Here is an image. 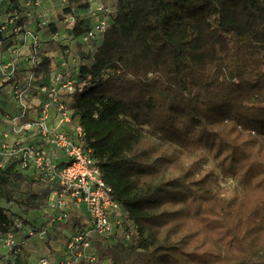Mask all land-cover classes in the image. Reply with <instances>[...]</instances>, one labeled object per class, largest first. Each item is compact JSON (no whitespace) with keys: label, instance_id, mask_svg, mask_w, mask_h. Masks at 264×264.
Segmentation results:
<instances>
[{"label":"trees","instance_id":"obj_1","mask_svg":"<svg viewBox=\"0 0 264 264\" xmlns=\"http://www.w3.org/2000/svg\"><path fill=\"white\" fill-rule=\"evenodd\" d=\"M11 1L19 10L0 20V55L19 38L14 28L23 35L25 10L34 11L40 63H17L20 76L32 72L42 83L65 71L78 80L70 108L123 209L129 239L97 243L99 260L264 264V0H114L113 11L99 5L103 30L95 29L99 6L66 0L74 19L67 35L82 63L70 70L55 69L42 53L50 23L36 0L27 8ZM90 44L94 50L83 52ZM7 86L1 80L0 90ZM1 162L0 200L24 215L46 212L55 188L17 162ZM216 170L239 190L222 188ZM15 222L0 207V235L24 231ZM66 223L75 234L87 218L73 213ZM12 264H29L23 249Z\"/></svg>","mask_w":264,"mask_h":264},{"label":"built area","instance_id":"obj_2","mask_svg":"<svg viewBox=\"0 0 264 264\" xmlns=\"http://www.w3.org/2000/svg\"><path fill=\"white\" fill-rule=\"evenodd\" d=\"M40 3V0L35 2L36 5ZM103 12L104 7L99 6L93 15L97 30L105 27L102 16L101 19L97 16ZM73 20L70 18V21ZM10 22L15 20L10 19ZM42 24L48 25L46 20ZM13 33L19 38L22 36L19 27L14 28ZM92 37L93 34H90L85 40ZM37 44L35 38L31 44L33 49L26 56V62L32 67L40 63ZM12 58L18 59L16 55ZM62 66L65 68L67 64ZM66 73L54 71L48 82L39 83L32 72L26 73L25 77L20 76L15 61L0 62L2 83H12L16 110L10 120L11 127L4 133L7 142L1 143V165L9 161L17 162L22 170H32L35 179L54 187L45 209L46 212L59 211L60 221L68 222L73 213L81 211L87 218V226L69 236L66 252L57 261L41 257L36 264H80L82 261L94 264L97 261L94 252L97 251V243L104 245L115 240L119 231L129 239L123 232V209L92 157L91 147L84 143L85 132L70 108V97L81 89L78 80ZM32 100L37 102L32 103ZM51 112L61 120L62 125L55 121L49 125ZM62 156L68 158L67 162H62ZM15 225L21 228L19 223L15 222ZM43 234L39 235L42 237ZM18 235L15 231L0 235V264L14 263L21 253L25 242L18 241ZM28 236L32 238L37 234L29 230Z\"/></svg>","mask_w":264,"mask_h":264},{"label":"rangeland","instance_id":"obj_3","mask_svg":"<svg viewBox=\"0 0 264 264\" xmlns=\"http://www.w3.org/2000/svg\"><path fill=\"white\" fill-rule=\"evenodd\" d=\"M99 5H104L107 10H114V0H90V10L93 8L95 9ZM38 8L41 13L43 12L45 14V16L49 19L50 23L48 31H46L48 42L47 44H43L44 47L42 49V53L47 51V54L54 58L55 69H63V63L67 64L68 70L72 69V67H75L76 65H79V67H81L82 63L79 64L81 59L80 49L77 48V41L72 40V38L67 35V31L71 29L73 25L70 23L71 15L65 13L66 9L68 8L66 0H41V3ZM75 13L80 14L84 18H87L90 15V12H88L87 10H81V12L75 11ZM52 25H56L58 29L57 31L60 33V35L58 37H55V39L53 38L54 35L51 34L52 32H50L53 29ZM49 32L50 34L48 35ZM42 35L45 36L44 30L42 31ZM52 39L54 42L51 43ZM78 41L81 43V40ZM91 46L92 44H90L89 48L85 46V50H83L82 48V51H85V53L89 52L90 50L93 51L94 48H91ZM28 54H30V51L27 53V55ZM65 55H67V59L64 58ZM64 59L66 61H64ZM2 78L3 77H1L0 82ZM4 89L0 90V108L10 111L14 110L15 112V103L13 102V99H11V97L6 95ZM36 102L37 100H32V103ZM0 118H2V116H0ZM53 121H55L57 124H61V120L59 118H55V114L51 112L48 122L49 125H51ZM6 130L7 129L3 127L0 129V147L1 143L7 142V139L4 137V133L6 132ZM10 140H12V138H10ZM61 160L62 162H67L68 158L62 156ZM206 167L213 168L214 162L212 160H209ZM216 175H218L220 178V186L226 189L228 192L231 193L232 191L239 190L236 181L222 179L218 170H216ZM21 187L23 188V186ZM0 207L4 208L9 215L14 217V220L19 223L23 228L24 231L20 232L18 235V241L25 242V246L23 247L25 254L30 255V251H32L34 248L33 243L29 242V240H31V237L28 236L29 229L31 228L32 231H34L37 235L44 232L42 236L43 238H41L43 240L42 242H39V250L45 252L46 254H50L49 258L55 260L56 257L66 252L68 239L69 236L72 234V231L67 226H65V224H67L66 222L60 221L59 211L50 210L44 212L43 210H41V212H30L28 215H24L16 205L9 204L3 200H0ZM79 214L85 216L84 211H81ZM23 221H28V223L30 224H25ZM84 221L85 220H82V222ZM49 235H52V237H54V240H48ZM120 237H122V234L119 231L116 234V239ZM114 242L115 240L107 241L104 244V247H110L114 244ZM27 243L31 244L27 246ZM94 252L92 253L94 254ZM95 254L97 256L98 261L94 264H100V260L98 258V251H96ZM134 261L135 258H130L128 260V264H133ZM102 262L101 264H107L108 260H104Z\"/></svg>","mask_w":264,"mask_h":264},{"label":"crops","instance_id":"obj_4","mask_svg":"<svg viewBox=\"0 0 264 264\" xmlns=\"http://www.w3.org/2000/svg\"><path fill=\"white\" fill-rule=\"evenodd\" d=\"M16 1L23 8L33 6L32 4L29 5L30 0H16ZM15 5L16 4L12 3L11 0H1L0 20H4L6 18L7 13L17 12L19 9L16 8ZM25 11L27 12L26 13L27 22L24 26H22L25 29L23 31V35L20 36L19 39H16L14 46L7 53L0 55V62L8 61V60L15 61L16 63H19V65L22 69L28 67V63L26 62L27 61L26 56H28L27 53L32 50L31 44L34 42V39H35V36L33 33L35 32V29H36V22L33 19L34 11H30V10L29 11L25 10ZM21 12H23V11H21ZM13 55H16L18 57V59H13L12 58ZM4 91L6 92V95L11 97V99H12V93H13L12 87L7 86V87H5ZM11 106H12V104H11ZM14 115H15L14 110L10 111V110H4V109L0 108V116H2V118H0V129L2 127L6 128V129L10 128L11 127L10 120H11L12 116H14ZM41 238L42 237L40 235H37L35 237H32L31 240H29V242H32L33 246H34L33 250L30 251V253H29L30 255H28L29 264H34V262L36 264L37 261L41 257H49V255H50V254H46L45 252L39 250V242H42V240H43ZM30 244L27 243V246H29ZM97 261H98V259H97ZM101 262L102 261H100V264H101ZM102 263H104V262H102ZM80 264H88V263L86 261H82ZM107 264H111L109 260H108Z\"/></svg>","mask_w":264,"mask_h":264}]
</instances>
